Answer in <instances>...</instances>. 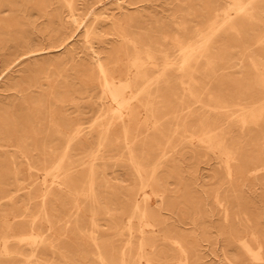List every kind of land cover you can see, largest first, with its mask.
Returning <instances> with one entry per match:
<instances>
[{"label": "rangeland", "instance_id": "1", "mask_svg": "<svg viewBox=\"0 0 264 264\" xmlns=\"http://www.w3.org/2000/svg\"><path fill=\"white\" fill-rule=\"evenodd\" d=\"M129 1L138 2V11H135L136 6L128 7L134 20H140L143 27L153 31L160 25H168L169 14L177 5L187 11L206 0H76V5L80 9L81 4L84 5L81 13L90 21L92 17L99 18L102 14H117V5L125 8ZM43 3L49 7V15L42 18L35 15L30 17L35 30L23 26L24 33H14L8 39L0 40V107L13 100L16 91H19L14 86L21 84L20 80L25 75H29V78L24 82L23 88L32 80L40 82L43 86L41 90L47 91L45 80L48 78L57 82L59 93H63L67 83V98L73 100V104L66 107L71 118L75 121L84 118L87 123L84 126L90 127L89 146L85 151L73 154L74 183L69 188L74 187L77 192L87 189L88 169L93 158L98 204L80 194L69 196L67 187L63 185H43L41 194L48 191L59 193L54 200L51 201L50 197L45 200L47 217L43 214L40 197L18 201L12 214L0 212V236L6 235L7 247L22 254L0 256V264L4 261L10 264L28 261L31 264H99L95 255L97 251L90 238L96 240L109 263L118 264L127 240L131 242L129 257L136 254L138 235L134 232L133 236H128L122 230V220L130 212L125 194L135 189L138 182L129 164L122 134L117 132L118 122L113 123L114 131L103 142V146L98 145L101 125L105 123L103 111L105 112L106 107L98 111V88L92 89L89 86L87 89L83 84V75L77 71L78 65L73 64V61L87 59L81 27L66 25L53 17L55 0H43ZM26 4L23 0H0V6L5 10L2 16L9 15L7 6L19 8ZM13 17L15 15L7 17L8 21ZM16 17L17 21L25 25L19 14ZM185 20L188 21L189 18L186 17ZM16 39H19L17 44ZM28 47L41 50L32 57L21 58ZM251 60L264 65V12L260 13L257 23H244L239 27V34L233 36L231 52L225 59L217 61L214 73L194 76L197 82L196 93H200L203 88L205 92L221 93L227 102H255L264 94V85L259 80L262 69L253 68ZM24 94L27 95L28 91L25 90ZM36 94L37 92L32 96L36 97ZM16 96V102H20V95ZM206 99L203 95L202 100ZM185 106H189L193 115L200 113L187 92L173 79L166 97L157 99L154 105L161 131L155 130L153 119L143 111L135 124L130 126L129 141L133 145L135 156L146 167H155L154 175L159 185L157 190L165 191L166 198L164 209L160 212L162 221L156 227V231H160L159 235L155 243L151 242L144 248L145 258L150 264H177L181 257L173 240L179 241L183 239V235L192 233L197 243V260L194 264H236L245 257L241 248L234 243L233 236L243 232L246 224L264 245V180L255 182L245 176L239 178L233 164L235 171L229 179L217 151L207 149L195 139H186L187 135L183 132ZM232 125L234 127L231 128V134L240 159L246 167H251L253 165L250 160L255 158V166L261 167L264 164V127L263 134L255 132L240 135L235 124ZM186 126L189 131L195 132V116L189 118ZM163 153L165 154L162 156ZM258 176L264 177V170ZM218 201L228 210L226 222L223 221ZM150 202L152 208H156L153 196L150 197ZM104 208L108 210L107 214ZM21 222L29 228L33 225L32 230L41 233L52 247L42 245L38 248L39 254L35 255L37 258L32 257V250L36 247L18 241L20 236L30 235L28 227L20 230L15 226L6 232L7 225H18L16 223ZM132 226L135 231V221ZM163 236L172 239L164 240ZM60 254L65 255L66 259ZM262 256L264 258V247ZM128 260L132 261L131 258ZM140 264H145V261L141 260Z\"/></svg>", "mask_w": 264, "mask_h": 264}, {"label": "bare ground", "instance_id": "2", "mask_svg": "<svg viewBox=\"0 0 264 264\" xmlns=\"http://www.w3.org/2000/svg\"><path fill=\"white\" fill-rule=\"evenodd\" d=\"M23 1L27 4L19 8L7 6V16H2L5 10L0 6V40H6L14 33H24L23 26L35 30L30 17L35 15L42 18L49 15V7L43 0ZM55 3L56 7L52 9L53 17L66 25H75L82 29L87 59L73 61V64L78 65L77 71L83 75V84L87 89L89 86L92 89L98 88V111L106 107L105 112L103 111L106 116L105 123L101 125L98 145L103 146V142L114 131L113 123L118 122L117 132L122 134L129 155L128 161L138 182L135 189L125 194L130 212L122 220V230L128 236H133L134 232L138 235L136 254L129 257L131 242L127 240L118 264H140L141 260L150 264L145 258L144 248L151 242L155 243L159 235L160 231H156V227H159V221H162L160 212L165 205V191L157 190L159 185L154 175L155 167H146L136 158L133 145L129 141L130 126L135 124L143 111L153 119L155 130H160L154 105L157 99L166 97L175 79L200 112L193 115L189 106H185L183 132L187 135L186 139H195L207 149L217 151L229 179L236 170L239 178L245 176L255 182L264 180V177L258 176L259 172L264 170V164L261 167L255 166L257 159L254 158L250 160L253 166L246 167L240 159L239 150L231 134V128L234 127L232 124H235L240 135L255 132L263 134L264 94L255 102L231 103L224 100L221 93L205 92L203 88L200 93H196L197 82L194 78L195 75L214 73L217 61L225 59L231 52L233 36L239 34V27L244 23H257L260 13L264 12V0H206L200 1L198 7L187 11L177 5L169 14L168 25H160L153 31L143 27L139 23L140 20H134L129 12L128 7L138 4L135 1L127 2L125 8L117 5V14H102L99 18L92 17L90 21L81 13L84 5L81 4L80 9L76 0H55ZM135 11H138L137 6ZM18 14L25 25L17 21ZM10 15L15 17L8 21L7 17ZM90 15L93 14L90 12ZM186 17L189 18L188 21L185 20ZM18 40L16 39V44ZM39 50L41 48L28 47L21 58L32 57ZM251 65L256 70L262 69L259 80L261 85H264V65L252 60ZM28 78L29 75L23 76L21 84L14 86L19 89L16 95H20V102H16L17 96L14 95L12 101L0 107V212L7 211L12 214V209L16 208L18 201H30L40 197L43 202V214L47 217L45 200L50 197L52 201L59 194L56 191L41 194V187L47 184L63 185L67 187L69 196L80 194L98 204L93 158L88 169L87 189L77 192L74 187L69 188L74 183L73 154L83 152L89 146L90 127L84 126L87 124L84 118L77 121L71 118V113L66 108L67 105L73 104V100L67 98L68 84L66 83L67 87L63 93H59V84L48 78L45 80L47 91L41 90L43 86L40 82L32 80L23 88ZM25 90L28 91L27 95L24 94ZM35 92L37 96L33 97ZM203 95L207 98L205 101L202 100ZM194 116L197 126L195 132H191L186 124L189 118ZM262 162L264 163V156ZM232 164L236 166L235 170ZM151 196L156 199L154 209L150 202ZM217 203L221 207L223 221L226 222L228 210L221 202ZM9 207L11 209H7ZM104 212L107 214L108 210L104 208ZM133 221L137 225L135 231ZM245 221L248 223L247 219ZM16 224L18 225H7L6 232L15 226L20 230L28 227L23 222ZM91 224L94 226L93 222ZM29 229L30 235H22L18 241L36 247L32 250V257L39 254L40 246L47 244L52 247L41 233L32 230L33 225ZM236 235L233 236L234 243L241 248L245 257L236 264L264 262V245L255 233L249 230L247 224L245 230ZM182 237L179 241L173 240L181 257L177 264H194L197 260V243L192 233ZM163 239L172 238L163 236ZM90 242L97 251L95 255L98 263L111 264L96 240L90 238ZM7 244L8 237L0 236V256H22L21 253L10 250ZM60 256L66 259L65 255ZM2 264L10 263L4 261ZM23 264L31 263L28 261Z\"/></svg>", "mask_w": 264, "mask_h": 264}]
</instances>
